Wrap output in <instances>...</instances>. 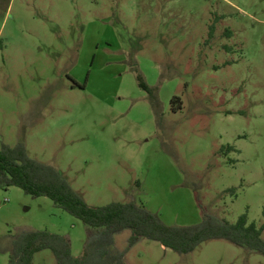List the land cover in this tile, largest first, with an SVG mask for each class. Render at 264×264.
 <instances>
[{
	"label": "rangeland",
	"instance_id": "rangeland-1",
	"mask_svg": "<svg viewBox=\"0 0 264 264\" xmlns=\"http://www.w3.org/2000/svg\"><path fill=\"white\" fill-rule=\"evenodd\" d=\"M5 2L0 149L22 143L90 207L136 202L171 227L205 215L264 224V0ZM31 231L69 238L81 258L93 229L0 188V264ZM132 236H114L126 264H264L224 240L179 255L147 239L129 248ZM33 263L57 264L50 250Z\"/></svg>",
	"mask_w": 264,
	"mask_h": 264
},
{
	"label": "trees",
	"instance_id": "trees-1",
	"mask_svg": "<svg viewBox=\"0 0 264 264\" xmlns=\"http://www.w3.org/2000/svg\"><path fill=\"white\" fill-rule=\"evenodd\" d=\"M10 2L6 0L7 8ZM213 27L210 38L213 37ZM138 84L148 94L152 92L141 74L138 75ZM172 101L178 104L174 112L181 110V99L175 97ZM231 151H234L231 146L221 150L224 155ZM12 187L34 198L50 199L93 232L81 258L73 256L71 241L67 237L46 231L25 233L15 243L9 264H34V256L46 250L52 251L57 264H126L128 250L120 252L115 249L114 236L127 230L133 234L129 248L140 239H147L179 255H188L206 242L224 240L264 256V224L251 223L248 214L241 216L235 224L205 215L198 226L171 227L136 202L90 207L57 168L32 159L22 143L15 147L4 144L0 149V188ZM227 193L236 194V190Z\"/></svg>",
	"mask_w": 264,
	"mask_h": 264
}]
</instances>
